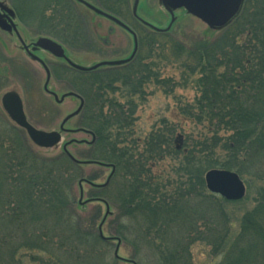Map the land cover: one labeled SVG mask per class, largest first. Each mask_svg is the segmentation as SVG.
<instances>
[{
    "label": "trees",
    "instance_id": "16d2710c",
    "mask_svg": "<svg viewBox=\"0 0 264 264\" xmlns=\"http://www.w3.org/2000/svg\"><path fill=\"white\" fill-rule=\"evenodd\" d=\"M33 1L13 2L20 23L31 26L38 19L39 31L46 37L73 48L85 44L87 34L75 0L42 1L46 6L42 10L34 7L40 0ZM98 1L105 13L126 25L133 17L128 0ZM35 9L42 11L39 16ZM144 26L132 28L137 51L130 61L85 70L51 66L53 75L67 81L69 93L82 101L77 115L80 124L74 131L92 138L91 158L85 162L111 169L106 186L96 187L87 180L85 165L74 163L66 151L58 158L42 159L17 134L1 143L0 264H21L19 250L32 246L46 253L53 239L62 241L66 256L55 264H116L119 248L110 256L115 242L132 245L138 264L143 263L141 257L148 263L143 253L152 254L146 249L159 253L154 264H192L191 248L198 242L226 254L218 264L254 263L243 245L255 237L264 238V190L257 207L245 214L235 238L224 246L223 237L232 234L233 225L218 196L207 190L204 176L210 170L235 171L241 176L243 164L252 159L250 167L263 170L258 177L264 184V0H245L239 15L220 35L207 36L193 46L176 39L172 30ZM155 59L179 64L197 89L193 103H179L186 120L204 126L196 145L189 141L178 149L177 127L165 122L144 140L135 138V98L146 99L149 85L168 96L179 86L161 76ZM219 151L228 162H218ZM167 159L176 162L173 170L168 175L155 172ZM84 183L101 189L90 202L102 203L109 210L106 191L116 190L118 196L110 201L118 211L114 236L104 238L100 231L105 216L99 225L84 227L82 217L71 208L73 187ZM11 214L38 223V236L27 239L37 225L14 222ZM20 231L23 239L10 236Z\"/></svg>",
    "mask_w": 264,
    "mask_h": 264
},
{
    "label": "rangeland",
    "instance_id": "374dc122",
    "mask_svg": "<svg viewBox=\"0 0 264 264\" xmlns=\"http://www.w3.org/2000/svg\"><path fill=\"white\" fill-rule=\"evenodd\" d=\"M14 1L0 0V5L2 6H0V8L4 9L5 11L14 10ZM42 1L47 2L48 0H40L38 6L37 3H35L34 7H40L41 10L44 7L45 9L46 6L42 4ZM81 1L89 4L96 9H99V7L101 8L98 0ZM128 1L129 12H131V14L135 8V5L138 3L136 14L138 18L144 21L142 23L143 26L145 24H148L152 27L151 30L155 31H166L171 28L172 35L176 39L184 43L186 46H193L196 41H199L207 36L215 39L221 33V28L218 29L209 26L204 21L188 13L186 9H176L170 12L171 8L169 7L168 9V7L166 6V0ZM32 2L35 1L32 0ZM74 4L77 15L80 16V22L83 24L81 26H83V29L86 30L87 36L85 44L82 47L73 48L64 46L57 41H52L56 45L60 46V50H55L57 51L56 53H59L60 51L63 52L69 64L77 66L80 69H92L102 64L103 62H117L127 59L129 60L133 56L136 49V38L133 33H130L121 24H117L113 22V20L105 16L90 11L82 3L75 2ZM41 12L42 11H38L37 9H35L34 11L37 16H39ZM51 13L52 12L46 11V15H51ZM42 15L40 18L41 21ZM137 21L138 20L136 18L130 17L127 23L128 25H125L127 27L129 26L130 29L137 28L141 24L139 21ZM17 24L19 26L20 32L24 36L22 37L24 38L26 43L35 41L37 43L41 38H45L43 37L45 35L42 34L41 31H39L38 19L37 21H31V26H25L20 22H18ZM146 26L147 25H145L144 27ZM1 40L9 41L10 39L2 35ZM4 50L8 51V55H12L13 58L16 59L15 63L17 65L20 61L21 64H25L24 67L28 70L27 78L31 83V87L26 89V82L25 79H23V70L17 69V71L13 72V74H7V72L3 70L5 66L0 67V71L8 76V80H6L5 82H0V101L3 95L9 92H15L19 94L22 101L24 102L23 104L25 106L24 111L26 114V118L34 128L46 133H60L62 122L65 118L73 114L78 109L80 101L76 98H66L63 104L58 105L52 97H50L48 94L43 93V87L45 81L47 80V76L45 75L44 71L37 65V63L28 59L18 41L15 40L14 44H12L10 48L7 47V49H3L0 46L1 54L4 53ZM45 50V57L43 55H41L40 57L43 56L45 58L44 60L46 61L47 66H50V64H60L63 66L68 65L65 59L56 56V54L49 51V49ZM155 60H157V66L161 71V76L165 79H172L173 81L179 83V86L174 91V94L168 96L162 90L156 88L153 85H149L146 88V99H143L141 101L139 100V98H135V104L137 106V112L134 118L135 125L133 129L135 138L144 140L153 131L161 129V127L163 126V122H165V124L177 127L174 136L176 145L184 147L190 142L191 146L192 144L196 145V142H198L199 140V137L197 136H199L201 132L204 131V126H196L191 121L186 120L185 117L180 114L179 103L182 101L185 103H193L195 98L198 96L197 89L187 78L188 75L185 74L179 64H170L169 62H160L158 59ZM20 65L19 67H22L23 69L24 67ZM33 71L39 73V75L35 76ZM48 90L57 93L58 97L61 98L62 96L64 97V95L68 94V92L71 90V87L69 86L67 81L57 79L52 72ZM79 124V117L73 118L65 128L67 130H75L79 126ZM16 134L26 142L29 150L34 153V155H38L42 159L58 158L63 153L66 143H70L73 140L78 141V143L73 145L71 144V146L68 147L69 153L79 161L85 162L91 158V147L86 144H79L81 141L91 142V136H88L84 133L63 134V140L58 146L53 149H43L36 146L30 140L28 134L17 126V124L5 111V109L0 108V162L4 163L1 154L3 151L1 143H7L14 136L18 137L16 136ZM189 149L192 150L190 146ZM218 153V162L223 164L228 162V158H226L225 154H222L221 151H219ZM246 161L247 162H245L242 166L241 176L239 175L246 186V195L244 199L238 202H232L227 201L223 197L217 195L220 199V202L223 203L222 206L224 207L225 212L227 213L228 218H230L231 224L233 225L232 234L228 238L223 237L225 239V242L223 243L224 246H228L230 242L235 238V234L238 233L239 229L241 228L245 214L252 212L257 207V205L259 204V194L262 191L261 189L264 190V184L261 182L260 177H258L261 175L260 173H262L263 170H260L258 167L255 169L250 167L253 161L252 159ZM175 165V161H173L172 159H167L165 160V162L159 164V166L155 168L154 171L158 173H165L166 175H168V173L173 170ZM83 171L86 179L94 181L93 183L98 187L107 183L111 174V169L94 164L83 166ZM100 191V188H92L85 183L81 186L75 185L71 191V208L74 210V212L77 213V215L79 214L82 217L84 227H86L87 224L91 223H96L97 225H99L101 220L105 216L106 207L104 204L98 202L86 204L89 200L94 198V195H100ZM106 196L108 198L109 204L111 205V213L102 228V234L104 238L112 235L114 236L119 227L118 211H116L117 204L111 203L113 197L118 196V194L116 193V190L114 188H110L107 189ZM42 207L44 206L42 205ZM11 216L15 219V216L13 214H11ZM16 220H21L25 224L28 223L30 225H37L35 226L37 227V229L31 231L27 239L38 236L37 232L41 227L38 223L34 224L26 219H15L14 222ZM14 222L10 224L15 225ZM128 222L129 221H127L126 223L128 224ZM2 223L3 220L0 219V224ZM122 223H124V220ZM39 234L43 235V231L39 232ZM10 236H14V238L17 239H23V231H20L19 234L13 233V235L10 233ZM42 241L44 242L43 239ZM52 242L53 243H49L51 247L46 250V253H41V250H39L40 248H37L35 246L29 247L28 249L19 250L18 256L20 258L22 257L21 264H55L56 261H62L63 259H66L65 254L62 253L64 252L62 241L60 239H53ZM116 247L119 248L117 252L118 258H116V264H138V260H136L135 258V250L133 249L134 247L132 245L127 244L126 242H121L118 245L117 242H115L114 244H112V251H110V256H114ZM243 247L246 252L251 254V257L255 259L253 264H264V238L255 237L248 246L244 244ZM145 251L149 252V254H152L146 255L145 252L143 253V255L148 258L147 264H154V261H156V257H160L159 253L156 254L154 251H148L147 249ZM225 255H223L220 250H216V248L214 247L211 248L210 246L198 242L191 248L190 263L218 264L225 258ZM141 260L143 261L142 264H144V260L142 257Z\"/></svg>",
    "mask_w": 264,
    "mask_h": 264
},
{
    "label": "water",
    "instance_id": "95a60500",
    "mask_svg": "<svg viewBox=\"0 0 264 264\" xmlns=\"http://www.w3.org/2000/svg\"><path fill=\"white\" fill-rule=\"evenodd\" d=\"M243 1L244 0H166V6L168 7V9L169 7L171 8L170 12H172V10L184 8L188 11V13L204 21L209 26L214 28H223L227 26L232 21V19L239 13ZM4 24L5 23L0 22V26L4 30L10 31V29L6 28ZM40 43L42 44L43 48L49 49V51L56 54V56L60 58H65L63 52L60 51L59 53H56L57 51L55 50H60V46L56 45L52 41L43 39L40 41ZM47 73L48 80L46 83V89L48 88V84L50 81V72L48 70ZM73 95L74 94L66 95L59 102H62L66 97ZM4 103L7 108L6 111L8 112L12 120L19 127L26 130L30 139L35 145L43 149H52L61 142L62 137L60 133H46L39 131L27 121L26 116L24 114L23 105L19 96H17L16 94H9L5 97ZM82 106L83 104H81V106L75 113L68 116L63 121V124L61 126V130L63 132L65 131V124L80 113V111L82 110ZM66 148L67 146H65V149ZM69 157L74 163L83 165L90 164L87 162H80L74 157H72L70 154ZM112 175L113 173L109 177L107 183L103 186H106L109 183ZM205 183L208 191H210L212 194L223 197L227 201L238 202L243 200L246 195V186L244 182L241 180L240 176L234 172L226 170H210L205 175ZM109 214L110 210L107 207L104 221L107 219ZM103 223L100 226V231L102 230ZM117 252L118 250L116 251V254Z\"/></svg>",
    "mask_w": 264,
    "mask_h": 264
},
{
    "label": "flooded vegetation",
    "instance_id": "af4514ba",
    "mask_svg": "<svg viewBox=\"0 0 264 264\" xmlns=\"http://www.w3.org/2000/svg\"><path fill=\"white\" fill-rule=\"evenodd\" d=\"M0 22L1 23H5L4 25L6 26V28L10 29V31H6L0 26V46L3 49H7V47L10 48L12 46V44H14V41L17 40L18 43L21 45V48H22L23 52L28 57V59H30L31 61L37 63V65L44 71L46 76H47L46 68L49 67V69L51 71V76H52V70H51L52 64H50V66H47V63L44 60L45 59L44 57L46 55V50H45V48H43L42 44L40 43V41L42 39H40L37 43H36V41L35 42H29V43L25 42V40L23 38L24 36L20 32L19 26L17 24L19 22L17 12L15 10L13 12L10 11V10L5 11L4 9L0 8ZM1 34L6 36V37H8L10 40L9 41H2L1 40L2 39V35ZM41 37H39V38H41ZM7 52L8 51L4 50L3 54L0 53V67L5 66L3 68V70H5L7 72V74H11V73L13 74V72L17 71V69L18 70H23V72H24L23 79H25V82H26L25 83L26 84V89L30 88L31 87V83L29 82V79L27 78L28 70L24 67L25 64L24 65L21 64V61H20V62H18V65H17L15 63L16 59H14L12 55H8ZM41 55H43L44 57L43 56L40 57ZM19 63L24 67L23 69H22V67H19V65H20ZM55 65H60V64H55ZM33 73H34L35 76L39 75V73H36L35 71H33ZM7 78H8V76H6V74H3L2 71H0V82H5L6 80H8ZM45 84H46V81H45ZM45 84H44V87H43V93L44 94H48L50 97H52L56 101V95H58V94L53 92V91L46 90ZM9 94H16L17 96H19L20 100L22 102V105H23V109H25V106L23 104L24 102L22 101L21 96L19 94L15 93V92H9V93L3 95V97L1 98V101H0L1 102V105H0L1 109H5V111H6L7 108L5 106L4 99ZM43 98H45V97H43ZM57 104L61 105L59 103H57ZM24 114H25V111H24ZM25 116H26V114H25ZM24 131L26 132V130H24Z\"/></svg>",
    "mask_w": 264,
    "mask_h": 264
}]
</instances>
